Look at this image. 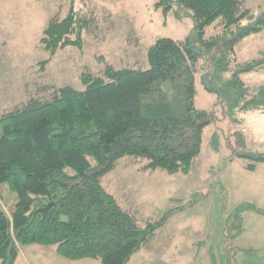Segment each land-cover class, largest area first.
<instances>
[{"label": "trees", "instance_id": "trees-1", "mask_svg": "<svg viewBox=\"0 0 264 264\" xmlns=\"http://www.w3.org/2000/svg\"><path fill=\"white\" fill-rule=\"evenodd\" d=\"M73 3L64 19L51 18L43 30L40 43L50 58L66 47L81 50L83 31L96 29L93 19L74 11ZM155 6L164 14L174 11L176 17L188 12L194 29L183 41L156 40L147 49L148 68L116 70L102 61L103 77L83 73L82 91L44 86L39 90L47 98L31 97L1 115L0 185L7 184L17 202L9 212L0 203V264H15L20 249L31 244L54 246L71 260L128 264L171 216L205 196L191 194L159 220L140 224L103 187V177L124 158L143 162L141 172L186 175L201 154L204 130L216 120L218 109L232 124H239L243 114H264V83L249 87L242 79L264 72V55L245 63L235 57L240 41L264 30V10L242 25L252 19L245 0H159ZM217 23L222 34L206 38V29ZM198 70L200 85L215 96L209 111L196 104ZM232 134L227 148L238 143L242 149L231 157L247 160L244 169L249 172L264 164V152L246 150L242 131ZM209 145L217 152V133ZM246 212L264 216L255 204L243 203L225 218L227 264H238L239 253H251L232 244L245 232Z\"/></svg>", "mask_w": 264, "mask_h": 264}, {"label": "rangeland", "instance_id": "rangeland-1", "mask_svg": "<svg viewBox=\"0 0 264 264\" xmlns=\"http://www.w3.org/2000/svg\"><path fill=\"white\" fill-rule=\"evenodd\" d=\"M158 1L74 0V11L79 16L93 19L96 29L91 33L83 31L81 50L66 47L50 58L40 43L43 30L51 18L64 19L67 16L70 0H0V117L31 97L47 98L48 93L39 90L44 86H70L82 91L81 75L88 73L93 77H103L102 61L116 70L148 68L147 49L156 40L183 41L194 29V21L187 11L179 17L174 11L164 14L155 6ZM245 1L252 19L244 20L242 25L254 22L264 10V0ZM221 34L222 27L218 23L205 31L206 38ZM263 55L264 30L235 46L238 63L250 62ZM45 61L48 63L40 70V64ZM200 66L204 67L205 63H200ZM200 74L198 70L196 104L199 109L209 111L213 108L215 96L204 91L199 83ZM242 79L247 86L257 87L264 83V72L247 73ZM215 115L216 120L204 130L201 154L188 174L169 175L159 170L141 172L143 162L124 158L115 170L103 177L102 185L123 209L136 216L140 224L159 220L168 210L181 205V202L186 203L191 194H203L205 198L192 210L168 219L166 228L159 230L157 237H168L174 234L173 228L179 226L176 229L177 234L180 233L178 242L187 244L189 240L202 236L198 220L206 219L213 264H226L221 225L240 203L249 202L253 196L248 195L252 192L248 189L249 184L257 180L244 169L247 160L231 157L232 152L242 147L237 143L232 149L227 148L226 139L232 137L233 132L242 131L246 137V150L264 152V114L240 115L239 124L230 123L219 109ZM213 133L219 136L217 152L212 151L209 145ZM16 202L17 197L7 184L0 185L3 209L6 212L13 210ZM245 221L251 224L248 217ZM199 259L200 264H205L204 255ZM235 260L240 264L264 262V259L242 253L237 254Z\"/></svg>", "mask_w": 264, "mask_h": 264}, {"label": "crops", "instance_id": "crops-1", "mask_svg": "<svg viewBox=\"0 0 264 264\" xmlns=\"http://www.w3.org/2000/svg\"><path fill=\"white\" fill-rule=\"evenodd\" d=\"M254 114H258V113H254ZM250 119L256 120L255 118H250ZM258 136L259 134H257V137ZM249 173L252 174V176H254L253 178L257 177V180L250 183L248 187V189L252 191L248 195L249 196L253 195L252 198L248 200L249 202L244 201L242 203H253L258 208L264 210V164L257 166L255 171ZM193 208L190 209L192 210ZM187 210L176 213L170 218L183 214ZM247 217L251 220V224L246 223L245 219ZM243 220H244L245 232L239 238L233 241L234 247L240 250H250L251 253L248 256H255L264 259V216H260L253 212H246L243 215ZM198 221H199V227L202 228L200 230V232H203L202 236L196 238L195 240H189L187 244L186 242H184L182 245L178 242L179 240L178 235L180 233L177 234L176 232V229H178L179 226H177V228H173L175 229L174 234L171 233L169 234L168 237L161 236V238L158 239L157 237L159 234L158 231L159 230L162 231L163 229L166 228V225L168 224L167 221L165 225L156 232L155 237L151 242V244L149 245V247L135 254L130 259L128 264H200L199 257L201 255H204L205 259L207 260V261L205 260V264H207V262L209 264H212L211 261V259L213 258L212 247L210 245V242H208L207 240L208 239L207 220L200 219ZM223 224L221 225L222 233H223ZM184 226H186V223H184ZM238 242H240V245H237ZM224 245L225 242L222 246V251L225 253ZM245 263L252 264L247 261L244 262V264ZM15 264H102V263L93 258H82L76 260L67 259L59 255L54 246L31 244L24 246L20 249Z\"/></svg>", "mask_w": 264, "mask_h": 264}, {"label": "water", "instance_id": "water-1", "mask_svg": "<svg viewBox=\"0 0 264 264\" xmlns=\"http://www.w3.org/2000/svg\"><path fill=\"white\" fill-rule=\"evenodd\" d=\"M53 206V203L48 204L44 209H42V212H46L49 208Z\"/></svg>", "mask_w": 264, "mask_h": 264}]
</instances>
